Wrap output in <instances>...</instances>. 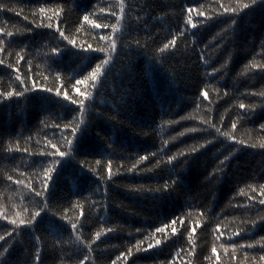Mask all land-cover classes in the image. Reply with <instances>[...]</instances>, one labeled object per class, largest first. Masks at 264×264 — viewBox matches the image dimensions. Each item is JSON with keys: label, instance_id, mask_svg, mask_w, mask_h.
<instances>
[{"label": "trees", "instance_id": "16d2710c", "mask_svg": "<svg viewBox=\"0 0 264 264\" xmlns=\"http://www.w3.org/2000/svg\"><path fill=\"white\" fill-rule=\"evenodd\" d=\"M124 3L125 30L115 37L117 48L101 53L65 47L67 41L59 39L55 28L59 26L85 49L88 44L93 49L108 48L100 37L110 35L111 28L93 29L83 16L89 15L101 25L114 24L112 12L120 14L119 0H0V28L13 33L10 40L0 33L5 48L0 53L5 61L0 65V90L16 87L15 71L6 67L8 63L22 76L29 74L31 63L32 73L47 77L35 76L38 85L56 87L59 73L75 97L70 90L75 79L111 56L107 74L93 93L95 102H86L83 131L54 174L49 212L33 227L0 241V252L12 245L0 264H34L37 247L41 249L39 264H77L84 255H89L91 264H112L114 260L116 264H264L260 259L264 256V221L260 219L264 205L259 204L264 198L260 191L264 148L259 147L264 142V96L260 95L264 68L252 66L264 65V0L235 16L220 15L219 5L235 7L237 0ZM40 6L48 15L64 9L59 19L53 18L52 29L36 27L38 15L33 22ZM187 8L204 13L197 16L193 12L196 29L185 27ZM173 36L175 47L159 53L157 49ZM56 46L63 54L51 58L50 49ZM18 52L27 62L16 64ZM240 103L246 108H239ZM78 120V106L54 92L0 98V214L15 218L14 213L28 205L29 196L21 200L27 189L14 181L23 180L25 185L31 181L36 186L43 172L41 164L47 166L39 155L46 150V139L67 150L63 137H72L70 128L63 126ZM204 120H211L236 139H225ZM190 128L198 131H185ZM205 140L212 143L195 153L185 151ZM17 142L21 151H14ZM180 151L185 155L169 164L167 157ZM229 153V160L221 166L219 161ZM140 156L149 158L133 168ZM97 159L100 165L95 163ZM177 176L179 182L173 190L156 191ZM64 214L72 223L79 221L76 232L60 219ZM172 220H177L175 233ZM165 225L166 243L136 250L138 242L147 249L150 242L163 239L155 229ZM12 227L0 218V234ZM77 234L86 242L94 241L90 254L81 251L83 246L75 241ZM232 244L237 247L233 249Z\"/></svg>", "mask_w": 264, "mask_h": 264}, {"label": "snow or ice", "instance_id": "6c2138e0", "mask_svg": "<svg viewBox=\"0 0 264 264\" xmlns=\"http://www.w3.org/2000/svg\"><path fill=\"white\" fill-rule=\"evenodd\" d=\"M257 3V0H248V2H241V0H237V5L235 7L232 6H225L223 4H220L219 7L222 8V12L220 15L226 14V13H231L233 16H235L238 12H241L245 9H249L250 7L254 6ZM119 10L120 14L117 15L115 12H112L113 16H116V22L114 24H99L95 20H92L89 18V15H84L83 20L86 21L89 25L92 26L93 29H99L101 27L103 28H111V34L106 35V36H101L100 39L103 41H106L108 43V48L105 47H98L93 49V46L91 44L87 45V48L85 49L84 45L78 44L77 40L75 38H70L69 35L65 34V31L62 30L59 26H56L55 32L59 34V39L61 41H67V47L70 45L73 49H80L81 51H93V52H101V53H106V52H111L115 51L117 48V41H116V35L118 33H121L125 30V26L123 25V20L125 16V3L124 0H119ZM103 11V9L101 10ZM64 12V9L62 7L57 8L52 12V15H48L47 10L44 6H40L38 9V13H34V19L33 22H35V18L38 15L40 18V23L36 25V27H44L48 29L53 28V23L52 20L53 18L59 19L61 14ZM186 12L188 13L186 21H185V27L188 25L191 26V28L196 29L197 24L193 22V12L197 16H204L203 12L196 11L193 8H187ZM25 19H28L26 16ZM210 19V17H209ZM47 21V22H45ZM231 24L235 25L236 20L232 19ZM0 33H3L4 36L8 37L9 40L13 37V33L10 31H5L3 28H0ZM179 35L183 36L184 32L181 31ZM135 43L139 44V41H135ZM176 45V37L173 36V38L167 42L164 43L162 47H159L157 51L161 54H163L165 51H167L170 48H174ZM5 51L4 48V40L0 39V53H3ZM63 49H61L59 46L52 47L50 49L51 53V58H58L63 54ZM21 52H23V49H21ZM76 55H79V53H75ZM16 64H19L21 61H25V56L22 55L21 53H16ZM27 62V61H25ZM111 62V56L106 55L104 59L100 60V62L96 63L94 67L91 68V71H89L86 75H83L79 79H75V83H72L70 85V90L75 93V97L73 95L69 94V86L65 84L61 80V77L59 73H56V80L58 81V85L56 87H41L36 83L35 76H40L41 79L46 80L47 77L42 76L40 73H32V66L31 63L28 64V73L22 76L19 72V69L15 67L12 63H8L6 67L8 69H13L15 71V79L14 82L16 83V87H12L7 91L0 90V98L2 99H9L12 98L13 96L15 97H23L25 96L26 93L31 92V91H44L47 93H55L56 97H62L64 101L70 102L72 105H77L78 106V113H79V120L75 124H65L63 127L65 129L70 128L71 131V137L72 139H69L67 137H63L64 144L69 146L67 150L62 151L61 147L62 145H58L57 143H53L51 140L46 139V144H45V151H42L39 153L40 156L44 157L47 161V166L44 164H41V168L43 169L42 175L38 177V184L34 186L32 182L30 181L28 184H24L23 180H16L14 183L21 188H26L27 192L25 194L21 195V200L23 201L24 195H27L30 197L28 201V205H24L22 211H16L14 213L15 218H9L8 215L5 214H0V218H3L4 220H7L9 224H11L13 227L10 231H5L3 234H0V241H5V237L12 238L13 234H19L22 230L28 229L30 227H33L35 223L38 221V218H42V214L46 215L49 210H50V204H49V197L51 194V186L54 183V174L58 172V167L62 165V161L65 157L69 155V153L72 151V145L74 139L78 136L80 132L83 131V129L80 127L82 124L85 123L84 121V115H85V110H86V102L88 103H94L95 102V97H94V92L98 91L100 84L102 83L104 77L107 74V67L110 65ZM5 61L3 59H0V65H4ZM253 67H261L264 68V65H256L253 64ZM29 82H31V86L29 87ZM81 87H83V91L81 90ZM205 97H207V93H203ZM261 96H264V92L260 93ZM249 108L253 107L252 105L247 106ZM239 108L245 109L246 105L244 103L239 104ZM75 119V118H74ZM203 123L207 124L209 127L215 129L216 133H219L222 135L225 139L227 140H235L236 137L232 134H230L227 131H221L219 127H217L215 124L211 122V120H204ZM57 128H59V125H56ZM237 127L236 123H232V128L235 129ZM261 128L264 129V124L261 125ZM185 131L187 132H196L198 129L196 128H190L186 129ZM179 135H184V133H180ZM175 139V137H173ZM165 144H167V141H164ZM212 143L211 140H205L204 144H198L195 147H191L190 149H187L185 151H189L190 153H195L198 151L199 148H203L205 144H210ZM239 143L243 144L244 141L241 140ZM252 147H255L256 145H250ZM259 147L264 148V142H261L259 144ZM14 151H21V149L18 146L17 142V147L15 148ZM23 151L27 152V149H23ZM185 151H180L175 155L168 156L167 157V162L171 164L174 160L177 159L178 156H184ZM152 156H155L156 153H151ZM232 153H229V155L225 156L223 160L219 161V164L223 166L227 160H229L230 156ZM148 156H140L139 159L137 160L136 164H133L132 167L136 168L137 164H139L141 161L148 160ZM97 165L101 164V161L97 159L95 161ZM159 163V161H158ZM174 167V166H173ZM93 172L96 171V169H92ZM111 161L108 162V176L111 178ZM7 180L12 181L11 176H7ZM179 182V177L175 179H171V182H165L160 188L156 189V191L159 192H169L174 189V186ZM255 191V189H252ZM243 192V189H241ZM260 191L262 195H264V185H260ZM260 205H264V198L259 200ZM29 205L31 207H29ZM15 207V206H14ZM76 207H80V205H76ZM83 214V213H81ZM55 215V213H53ZM61 220L67 221L71 225V229L76 232L77 231V226L79 221L77 223H72L67 214L61 215L60 216ZM262 221H264V217H260ZM173 227L171 231L175 233L177 229L175 228V224L177 223V220H172L171 221ZM253 225L256 224V221L251 222ZM82 226V225H81ZM167 225L164 227H158L155 229V232L157 234H160L163 239H156L154 244L149 243L147 246V249H142L140 247V244L142 242H138L137 245V251H147L148 249H152L155 246H160L164 243L167 242L168 236L165 235V228ZM108 231H112V229H108ZM240 233H233V236L239 235ZM223 235V233H221ZM101 236V232H96L95 233V239H99ZM231 239V238H230ZM35 240L39 242L40 237L36 236ZM75 241L77 242L78 246L82 245L81 251L86 250L89 254L93 251L92 249V242H86L82 239V237L77 234L75 236ZM60 241H57L59 243ZM11 243H9L8 247H4L3 251L0 252V258H3L6 253L9 252V249L11 247ZM233 249L237 247V245L232 244L231 245ZM223 247V245H221ZM240 247H244V245H240ZM247 247H252L251 244L247 245ZM227 251V249H225ZM40 252L41 249L39 247L36 248V255L34 259V264H39L40 262ZM212 252H216V248H212ZM132 251L129 249L128 255H131ZM122 256L124 255L123 253L121 254ZM117 260L120 259V257L116 258ZM261 260H264V256L260 257ZM91 264L89 255H84L83 259L78 260L77 264ZM112 264H116V261L114 260Z\"/></svg>", "mask_w": 264, "mask_h": 264}]
</instances>
